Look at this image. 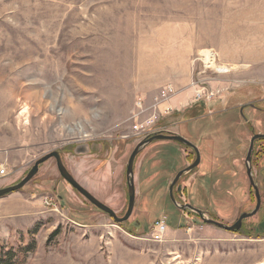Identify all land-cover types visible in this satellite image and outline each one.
<instances>
[{
	"label": "rangeland",
	"instance_id": "1",
	"mask_svg": "<svg viewBox=\"0 0 264 264\" xmlns=\"http://www.w3.org/2000/svg\"><path fill=\"white\" fill-rule=\"evenodd\" d=\"M234 44L264 50V0H0V190L59 152L75 180L123 218L132 152L148 137L174 134L202 157L177 183L178 204L231 226L256 207L244 161L251 137L264 134V112L250 110L249 125L239 116L249 102L262 100L264 111V70L227 77L220 59ZM204 50L227 73L194 62ZM184 80L191 91L176 96ZM169 85L171 98L156 106ZM255 153L262 206L238 233L170 202L169 186L195 159L179 143L157 141L137 156L135 206L122 223L76 192L50 159L0 198V261L264 264V142ZM158 220L168 226L159 243L149 238Z\"/></svg>",
	"mask_w": 264,
	"mask_h": 264
},
{
	"label": "water",
	"instance_id": "2",
	"mask_svg": "<svg viewBox=\"0 0 264 264\" xmlns=\"http://www.w3.org/2000/svg\"><path fill=\"white\" fill-rule=\"evenodd\" d=\"M260 138H264V136L260 135V136L254 137L252 139L251 148H250L249 155L247 158V164H250V161H251V152L253 149V143L256 139H260ZM156 141H171V142L179 143L183 146L192 148L193 150H195V152L197 154V159L195 160V162L190 167L181 171L177 175L172 186H174L177 183V181L182 177L183 174L193 171L200 164V154H199L197 147L195 145H193L191 142H189L188 140H186L185 138H183L182 136L174 135V134H171V135L156 134V135L148 137L145 140H143L142 142H140L136 146L134 151L132 152V154L129 158V161H128V165H127L126 178H127V185H128L129 204H128L127 213H126L125 217H123V218H119L111 208H109L107 205H105L102 202H100L99 200H97L88 190H86L83 186H81L75 180V178L69 173V171L65 167L59 152L50 153V154L44 156L43 158L39 159L34 164L33 168L30 170L28 175L20 183L14 185V186L8 187V188L1 189L0 190V198H3L7 195H10L12 193L19 192L20 190H22L37 175V173L39 172L40 166L42 164L46 163L47 161H49L50 159L54 158L56 160V165H57V169L59 171L60 176L76 192H78L81 196H83L93 206H95L99 210L103 211L104 213L108 214L116 223L125 222L131 217V215L133 213L134 206H135V199H136V189H135V180H134L135 160H136L137 156L141 153L142 150H144L148 145H150L151 143L156 142ZM248 174H249L250 179L252 180L249 165H248ZM171 190H172V188H171ZM254 190H255V195H256V199H257V205H256L255 210H253L251 213L242 214L239 217V219L231 226L225 225L223 223L217 222V221L212 220V219H206L204 217V213L202 211L195 209L190 205L182 206L181 209L182 210H191V211L197 213L200 216V218L207 224L216 226L217 228L222 229V230L227 231V232H230V233H237L241 230L243 221L245 219L254 217L258 213V211L261 207V197L259 195L258 188H254ZM172 201L176 206L179 207V205L176 203V201L174 199H172Z\"/></svg>",
	"mask_w": 264,
	"mask_h": 264
},
{
	"label": "crops",
	"instance_id": "3",
	"mask_svg": "<svg viewBox=\"0 0 264 264\" xmlns=\"http://www.w3.org/2000/svg\"><path fill=\"white\" fill-rule=\"evenodd\" d=\"M231 48L229 49L228 54L224 53L220 59L223 62V64H225L231 68L229 74L226 75L227 77H230V75L243 74V73L248 71L247 68L250 66L254 67V66L258 65L252 71L255 74H259L258 72H262L264 70V68H263L264 67V50L263 51L260 50V52H258L257 46H252L249 48L248 46L245 47L242 44H239V45L234 44L233 47L231 46ZM218 56H219V54H218ZM171 62L172 61H169V63L166 65L167 71L170 72L171 74L176 75L177 68L176 67L174 68V65L171 64ZM164 68L165 67H163L162 69H164ZM245 75H248V74H245ZM248 77L250 78L251 75H249ZM255 77L256 76H252L251 80H248V81L255 82L257 79L260 78V77H257V78H255ZM188 80H189V78H188ZM261 80H264V79L261 78ZM181 83L183 85V86H181L182 88L180 87L181 92H180V94L177 93L176 96H180L181 94L185 95L189 91H191L190 88L184 87L187 84V80H184ZM181 83H178L177 85H180ZM169 87L171 89H174L172 85L171 86L169 85ZM234 255H238V254H234ZM227 256H233V254L230 253Z\"/></svg>",
	"mask_w": 264,
	"mask_h": 264
},
{
	"label": "flooded vegetation",
	"instance_id": "4",
	"mask_svg": "<svg viewBox=\"0 0 264 264\" xmlns=\"http://www.w3.org/2000/svg\"><path fill=\"white\" fill-rule=\"evenodd\" d=\"M261 102H262V100L261 101H258L257 103L254 101V102H249V104H245L244 106H241L240 107V109H239V116H240V118L242 119V121H243V123L244 124H246V125H249V124H251V119H249L248 118V115H247V113H249L250 112V110H254L255 111V109H256V114L258 113V114H262L264 111L260 108V107H257L256 106V104H261ZM257 114V115H258ZM167 135H170V134H167ZM260 135H262V136H264V134H259V133H254V135L251 137V139H250V143H249V147H248V151H247V154H246V157H245V161H244V169H245V171H244V174H245V180L247 181V183L249 184V188L251 189V191H253L254 193H253V196L255 197V200H256V205H257V199H256V195H255V190H254V188H258V191H259V195H260V182H259V179H258V176H257V174H254L253 173V166H254V164H253V157L255 156V150H256V144L258 143V142H264V138H260V139H256L255 141H254V143H253V149H252V152H251V161H250V164H247V158H248V155H249V151H250V148H251V141H252V139L254 138V137H256V136H260ZM157 142V141H156ZM171 142V141H170ZM154 143V142H153ZM152 144V143H151ZM193 144V143H192ZM194 145V144H193ZM187 148H189V147H187ZM189 149H191L192 151H193V154H194V156H195V159H194V161H193V163L195 162V160L197 159V154H196V152H195V150H193L192 148H189ZM198 149V148H197ZM198 151H199V149H198ZM199 154H200V164H201V159H202V157H201V153L199 152ZM229 154L231 155L232 154V150L229 152ZM54 159V158H53ZM56 161V160H55ZM63 161V160H62ZM192 163V164H193ZM191 164V165H192ZM200 164H199V166H200ZM190 165V166H191ZM248 165H249V167H250V171H251V177H252V180L250 179V177H249V174H248ZM189 166V167H190ZM198 166V167H199ZM197 167V168H198ZM197 168H195L194 170H196ZM187 169V168H186ZM185 170V169H184ZM183 171V170H182ZM181 172V171H180ZM180 172H178V174L180 173ZM192 172V171H191ZM188 173H190V172H188ZM177 174V175H178ZM186 174V173H185ZM185 174H183L182 175V177L185 175ZM177 175H176V177H177ZM175 177V178H176ZM181 177V178H182ZM181 178L177 181V183L181 180ZM175 180V179H174ZM252 181V182H251ZM174 182V181H173ZM173 182H172V184H173ZM177 183L174 185V186H172V184L169 186V200H170V202H172V204L174 205V206H176L174 203H173V201H172V199H174L175 201H176V203L178 204V201H177V199H175V197H174V195H175V193L176 194H178L177 192H179V190H180V188H182V186L181 185H177ZM171 188H172V190H171ZM260 197H261V195H260ZM179 205V204H178ZM187 205H189V204H187ZM184 206H186V205H184ZM191 206V205H190ZM261 206H262V198H261ZM176 207H178V206H176ZM182 206H180L179 205V208H181ZM193 207V206H192ZM194 208V207H193ZM256 208V207H255ZM196 209V208H195ZM260 209H261V207H260ZM259 209V210H260ZM199 210V209H198ZM255 210V209H254ZM191 211V210H190ZM201 211V210H200ZM203 212V211H202ZM259 212V211H258ZM204 213V212H203ZM247 213H250V212H247ZM197 214V213H196ZM243 214V213H242ZM241 214V215H242ZM245 214V213H244ZM198 215V214H197ZM240 215V216H241ZM199 216V215H198ZM239 216V217H240ZM204 217H205V214H204ZM252 218V217H251ZM239 219V218H238ZM237 219V220H238ZM236 220V221H237ZM246 220V219H245ZM244 220V221H245ZM235 221V222H236ZM244 221H243V224H244ZM234 222V223H235ZM233 223V224H234ZM232 224V225H233ZM243 224H242V228H243ZM242 228H241V230H242ZM238 233V232H237Z\"/></svg>",
	"mask_w": 264,
	"mask_h": 264
},
{
	"label": "built area",
	"instance_id": "5",
	"mask_svg": "<svg viewBox=\"0 0 264 264\" xmlns=\"http://www.w3.org/2000/svg\"><path fill=\"white\" fill-rule=\"evenodd\" d=\"M205 53H209L211 56L210 58H208L209 60V65H207L206 63V60H207V57H206V54ZM194 62H200L201 66L205 67V68H211L213 71H215L213 68H212V64H217V54L213 51V50H204L202 52V54H200V56H198ZM221 67V66H220ZM196 68L194 69V72L198 75H201V70L200 71H197ZM217 73H227V72H218V71H215ZM194 87H197L199 86V83L198 82H194ZM173 90L172 89H165L163 91V93L161 94V97L158 99L157 101V105L156 106H160L161 104H164L167 100H169L171 98V95L173 94ZM199 97H202L203 94L202 92H198L197 94ZM141 129H144V126L141 127ZM135 130L137 131H140V128L139 126H136L135 127ZM7 176V173H6V170L4 169H1L0 168V178H3ZM167 231H168V226L166 224V222L164 220H158L154 223L152 229H151V234L149 236L150 240L153 241V242H163L166 234H167Z\"/></svg>",
	"mask_w": 264,
	"mask_h": 264
},
{
	"label": "bare ground",
	"instance_id": "6",
	"mask_svg": "<svg viewBox=\"0 0 264 264\" xmlns=\"http://www.w3.org/2000/svg\"><path fill=\"white\" fill-rule=\"evenodd\" d=\"M206 54V57H207V60H206V63H207V65H209V60H208V58H210V54L209 53H205ZM212 68L214 69V70H219V68L217 67V65L216 64H212Z\"/></svg>",
	"mask_w": 264,
	"mask_h": 264
},
{
	"label": "trees",
	"instance_id": "7",
	"mask_svg": "<svg viewBox=\"0 0 264 264\" xmlns=\"http://www.w3.org/2000/svg\"><path fill=\"white\" fill-rule=\"evenodd\" d=\"M0 264H8V263H2V262L0 261Z\"/></svg>",
	"mask_w": 264,
	"mask_h": 264
}]
</instances>
